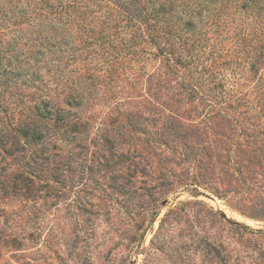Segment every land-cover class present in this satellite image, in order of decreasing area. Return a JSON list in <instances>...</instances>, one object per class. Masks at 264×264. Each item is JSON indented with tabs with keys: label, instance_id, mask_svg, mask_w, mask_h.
Returning <instances> with one entry per match:
<instances>
[{
	"label": "rangeland",
	"instance_id": "rangeland-1",
	"mask_svg": "<svg viewBox=\"0 0 264 264\" xmlns=\"http://www.w3.org/2000/svg\"><path fill=\"white\" fill-rule=\"evenodd\" d=\"M151 71L43 118L0 81V264H264V66L219 103Z\"/></svg>",
	"mask_w": 264,
	"mask_h": 264
},
{
	"label": "trees",
	"instance_id": "trees-1",
	"mask_svg": "<svg viewBox=\"0 0 264 264\" xmlns=\"http://www.w3.org/2000/svg\"><path fill=\"white\" fill-rule=\"evenodd\" d=\"M233 65L234 75L264 66V0H0V81L21 78L35 118L57 97L84 103L104 81L134 88L149 69L151 85L231 102ZM33 122L25 136L36 142Z\"/></svg>",
	"mask_w": 264,
	"mask_h": 264
}]
</instances>
